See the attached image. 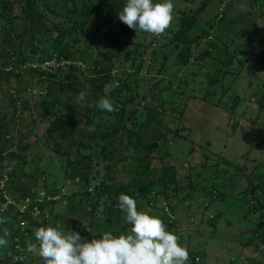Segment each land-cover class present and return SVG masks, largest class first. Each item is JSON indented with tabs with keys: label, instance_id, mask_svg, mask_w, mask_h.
<instances>
[{
	"label": "rangeland",
	"instance_id": "374dc122",
	"mask_svg": "<svg viewBox=\"0 0 264 264\" xmlns=\"http://www.w3.org/2000/svg\"><path fill=\"white\" fill-rule=\"evenodd\" d=\"M31 1L39 26L15 18L22 15L18 0H0V48L10 57L0 59V125L13 130L8 150L0 146V206L7 205L0 236L10 233L0 264H43L27 251L39 227L86 237L105 223L106 167L123 185L132 157L148 164L153 181L138 210L180 237L187 264H264V0H208L197 15L206 0H172L174 20L164 35L136 33L117 18L116 46L101 44L102 22L126 0ZM186 15L196 23L177 41ZM99 44L109 58L95 64L87 56H97ZM185 49L187 63L179 60ZM52 57L59 65L47 73L40 66ZM100 97L116 111L89 106ZM59 112L86 134L95 127L98 139L58 140L51 123ZM144 126L158 136L150 156L133 148ZM116 129L133 133L111 148L103 131ZM84 155L93 157L91 170L86 160L76 163ZM80 192L90 199L82 219L72 218Z\"/></svg>",
	"mask_w": 264,
	"mask_h": 264
},
{
	"label": "clouds",
	"instance_id": "9594fccd",
	"mask_svg": "<svg viewBox=\"0 0 264 264\" xmlns=\"http://www.w3.org/2000/svg\"><path fill=\"white\" fill-rule=\"evenodd\" d=\"M118 19L136 33L160 37L173 23L174 4L172 0L159 3L126 0ZM84 101L85 94L81 92L76 102ZM89 106L109 113L116 111L107 97H100L95 105ZM118 208L125 213V224L130 225L127 233L106 231L101 237L88 239L78 231L39 227L34 232L36 242H28L27 251L38 256L43 264H187V248L179 243L180 237L168 230L159 216L139 211L136 199L127 194L119 195ZM0 211H7V205L0 206ZM2 223L5 220L0 218ZM9 236L5 229L0 236V247L6 246Z\"/></svg>",
	"mask_w": 264,
	"mask_h": 264
},
{
	"label": "trees",
	"instance_id": "16d2710c",
	"mask_svg": "<svg viewBox=\"0 0 264 264\" xmlns=\"http://www.w3.org/2000/svg\"><path fill=\"white\" fill-rule=\"evenodd\" d=\"M120 1L123 2L125 0H120ZM208 3L209 1L206 0L203 3V5L198 9V12L195 14L197 15L198 13L203 12V10L205 9L204 5H207ZM18 6L22 10V15L19 17L18 15H16L15 18H17L18 20H22V23H23V20H26V21L33 22V24H35L36 26H39L41 24L40 18L37 15L38 13H36V15L38 16L39 23L37 22L35 14L33 13L34 5L31 0H25L24 3H23V0H18ZM69 10H70L69 11L70 13L74 12L75 6L71 4L69 6ZM118 14H119L118 10L114 11L111 14L112 16L109 18V21L102 22V25L106 28V31L101 34V38H100L101 44H104L106 46H116L120 44L118 36L120 35L121 29H120V26L117 25L118 22L116 23ZM196 20L197 19L192 15L191 16L186 15L183 19H181L180 29H178V31L176 32L174 39L177 41H180L184 37H186L187 34L190 32L191 27L196 23ZM27 29L29 28L28 27L23 28L24 31H26ZM101 44H99V52L97 53V56L95 57L87 56L88 59H92L95 64L98 63L102 59L101 58L102 56L109 58V56H107V53L102 51ZM82 56L83 58L86 57L84 55ZM188 57H189V51L185 49L181 53L179 60L184 63H187ZM8 58L10 60V57H4V55L1 52V48H0V59L7 60ZM104 80H105L104 78H100V77H98L97 79V81H104ZM51 107L53 108V106ZM70 110H72L73 113H75V109H70ZM65 115H66L65 113L59 112V116L56 114L55 120H53L51 123V126L53 127L52 129L55 132L58 140H62L66 137H76V138H79L80 140L81 138H86V137H89V139H95V140L98 139V135H97L98 130H96L95 127L94 129H91L90 132H88V134H86V132L84 133L77 128L75 120L69 121L67 118H65ZM88 125L92 126V123H89ZM12 131H9L7 126L1 123L0 135L2 134V132L5 135H3V138L0 137V146H2L3 148L2 150L4 152L7 151L8 148L11 146L10 142L12 139H7L6 136L10 135ZM103 133H104L103 135L104 138L110 139L107 145H110L111 148H113V146L116 144L115 143L116 138L119 137V141L124 140L126 137L131 138L133 130H129L127 132H124L123 129L120 131H117L116 129V130H113L112 132H108L107 130H105L103 131ZM137 137L139 139H136V142L133 146L134 151L140 150L142 154H144L145 156H150L157 151V148L155 146V140L158 139V136L157 134L152 132L150 128H148V126H144V130H142L137 135ZM107 145H104L103 149L100 150L99 152L100 155L105 154V149ZM0 159H3L2 155H0ZM83 160L87 161V169L91 170L92 162H93L92 155H84L83 158L79 159L76 163L78 162L81 163V161ZM139 164L140 166L138 167ZM116 167L117 165L114 168ZM124 167L125 166H123V168ZM106 168L108 169V174H106V177H105L106 180L104 183L102 182V184L100 185L102 187L104 186L105 192L110 196V199H111V204L108 207V212H107L108 218L105 223L94 227L89 232V234H87L86 238L88 239H91L93 236L101 237L102 234L106 231L112 232L113 234H116V233L120 234L122 232L127 233L130 228L128 226L130 225L125 224L124 222L125 213L122 212L118 208L119 195L127 194V195L132 196L134 199H136L137 208H139L143 202V200L140 198V193L147 192L148 190H150V185L151 183H153V181H149V179H147L148 172L151 171V168L146 163H143V162L139 163L136 157H132L129 161L127 172L128 173L131 172V173L123 185L118 186V184L115 183L117 181L115 179V176L111 175L113 173V171H111L112 170L111 167L107 166ZM77 169L78 167L75 166L74 170L76 171ZM167 170H170L171 172L175 173V170L173 168H170ZM132 185H138L139 189L136 191V187H133ZM87 194L88 193L80 192L74 195V199H73L74 212L72 213L73 214L72 218L74 217V214H76L75 216H77L78 219H82L81 215L84 213V210L87 207V202H89V199H90L89 194H88V199H87ZM91 211H93V209ZM110 221H113V223ZM77 227H79V225ZM1 253L2 252H0V254ZM0 259H1V256H0Z\"/></svg>",
	"mask_w": 264,
	"mask_h": 264
},
{
	"label": "built area",
	"instance_id": "2783aa9c",
	"mask_svg": "<svg viewBox=\"0 0 264 264\" xmlns=\"http://www.w3.org/2000/svg\"><path fill=\"white\" fill-rule=\"evenodd\" d=\"M58 65H59V63L57 62V60L54 57H52V58L44 60L41 63L40 67L47 73H48V71H50V73H54L55 70L57 69Z\"/></svg>",
	"mask_w": 264,
	"mask_h": 264
},
{
	"label": "water",
	"instance_id": "95a60500",
	"mask_svg": "<svg viewBox=\"0 0 264 264\" xmlns=\"http://www.w3.org/2000/svg\"><path fill=\"white\" fill-rule=\"evenodd\" d=\"M248 71L251 73V75L252 76H256L257 75V72H256V69H255V67L253 66V65H250L249 67H248ZM237 126H238V123H236V124H234L233 125V131H236V128H237Z\"/></svg>",
	"mask_w": 264,
	"mask_h": 264
},
{
	"label": "crops",
	"instance_id": "0c3cea01",
	"mask_svg": "<svg viewBox=\"0 0 264 264\" xmlns=\"http://www.w3.org/2000/svg\"><path fill=\"white\" fill-rule=\"evenodd\" d=\"M204 12V11H203ZM203 12H201V13H203Z\"/></svg>",
	"mask_w": 264,
	"mask_h": 264
}]
</instances>
